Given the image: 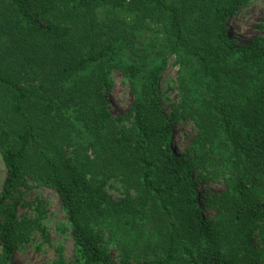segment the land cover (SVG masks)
Masks as SVG:
<instances>
[{"label": "trees", "instance_id": "obj_1", "mask_svg": "<svg viewBox=\"0 0 264 264\" xmlns=\"http://www.w3.org/2000/svg\"><path fill=\"white\" fill-rule=\"evenodd\" d=\"M248 3L0 0V264L44 229L39 206L17 218L33 185L55 192L73 242L53 264H264V33L227 29ZM113 71L133 93L126 116L108 108ZM179 119L194 131L172 145Z\"/></svg>", "mask_w": 264, "mask_h": 264}, {"label": "rangeland", "instance_id": "obj_2", "mask_svg": "<svg viewBox=\"0 0 264 264\" xmlns=\"http://www.w3.org/2000/svg\"><path fill=\"white\" fill-rule=\"evenodd\" d=\"M263 24L264 0H249L247 6L228 18L227 29L230 36L234 37L236 41L246 42L257 34L264 33V28H261ZM178 67L175 54L170 53L158 82L159 105L166 113H169L172 104L179 100L176 82ZM132 99L133 93L126 79L120 72L113 71L111 88L107 92L108 108L112 116H126ZM123 123L128 126L130 120L125 118ZM172 128V145L184 144L186 136H190L194 131L193 124L188 120L179 119L178 122L172 124ZM4 175L5 169L0 157V187ZM105 188L113 198L120 197L118 187L113 181ZM37 206L41 209L40 222L44 229H34L27 241L15 245L10 254L13 262L15 264H53L59 254L67 261L72 259L73 242L55 192L44 185H33L27 189L19 190L16 206L18 219L22 217L33 219L38 215ZM1 250L0 242V255ZM109 254L117 263L115 251L110 250Z\"/></svg>", "mask_w": 264, "mask_h": 264}]
</instances>
